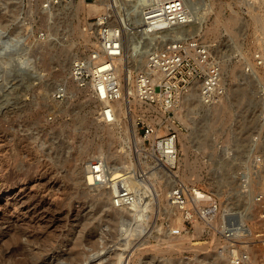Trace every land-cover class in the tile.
I'll list each match as a JSON object with an SVG mask.
<instances>
[{"label": "rangeland", "instance_id": "rangeland-1", "mask_svg": "<svg viewBox=\"0 0 264 264\" xmlns=\"http://www.w3.org/2000/svg\"><path fill=\"white\" fill-rule=\"evenodd\" d=\"M79 1L44 10L39 0H0L3 30L10 33L22 28L25 36L19 54L9 57L10 51H6L0 55V205L9 206L7 214L0 206V253L23 243L30 251L25 256L31 260L37 256L44 264H56L60 258L65 262L63 257L73 250L92 254L86 264H123L130 257V264H213L210 257L222 253V236L215 229L209 232L204 223L198 231L197 225L184 223L182 217L171 219L163 203L166 183L158 171L154 181L149 178L155 184L145 182L152 192L149 216L140 222L134 220L119 235L118 225L104 215L105 210L98 211L105 189L88 191L78 180L75 167H83L92 156L104 155L110 164H134L145 170L157 166L151 155L152 140L143 138L137 121L139 116L159 122L165 117L157 108L150 116L141 111L136 120L130 116L133 112L126 111L113 123L100 122L101 103L70 78L74 57L93 46L83 30L98 14L77 7ZM195 1L196 14L202 10L201 2L209 0ZM213 1L221 21L204 33L224 66L228 97L224 95L217 102H227L229 114L218 119L214 109L209 114L210 104L186 95L181 97L179 125L169 118L166 126L173 122L171 126L180 132V158L185 157L183 133L192 140L188 142L191 168L184 167L183 160L180 164L178 157L179 169L185 171L180 169L183 176L187 174L183 179L189 183L188 175L199 179L219 197L224 209L233 205L246 210L247 218L242 220L254 228L248 245L252 256L247 260L249 264H264V223L252 196L264 177L255 178L252 193L245 195L239 191L235 176L241 163L255 155L264 156V0ZM228 20L230 27L225 25ZM42 31L46 37L41 36ZM255 53H261L263 63L257 64ZM60 87L64 95L57 97ZM248 101L250 111L244 116L242 109ZM166 121L158 123L162 126L158 133L165 132ZM255 136L259 140L256 148L251 147ZM223 163L226 165L220 166ZM195 242L206 247L197 250ZM230 261L234 264L232 257Z\"/></svg>", "mask_w": 264, "mask_h": 264}, {"label": "built area", "instance_id": "built-area-1", "mask_svg": "<svg viewBox=\"0 0 264 264\" xmlns=\"http://www.w3.org/2000/svg\"><path fill=\"white\" fill-rule=\"evenodd\" d=\"M39 1L44 10H52L73 0ZM104 3L105 9L87 25L95 45L77 56L70 66V77L79 86L88 88L96 100L102 101L98 111L100 122L116 121L115 103L122 98L117 65L128 35L136 37L137 55L146 54V61L141 62L143 65L135 71L138 98L162 110L177 125L176 111L181 96L192 85L198 84L200 97L206 104L219 101L227 93L222 61L213 53V45L200 33L179 28L192 21L186 0H105ZM41 36L46 37V33L42 31ZM254 59L257 64L263 63L260 53H255ZM56 95H64V88L60 87ZM163 121L152 122L143 116L138 118L144 138L152 140L151 155L157 167L168 177L176 179L168 195L169 204L181 211L184 223L196 225L200 222L209 232L218 231L224 241L219 251L224 253L227 248L234 263H242L248 258V245L253 235L247 221L243 224L240 220L242 215L246 219V210L231 205L215 221L221 213L219 197L202 185H194L178 174H172L178 168V131L165 127V132L152 139L157 129L162 128L158 125ZM258 142V136H255L251 147L256 148ZM251 159L241 163L235 175L239 191L245 195L252 193L255 178L264 177V156L255 155ZM109 162L104 155L96 157L88 167L87 181L90 185L112 189L114 206H132L137 201L134 183L137 178L143 179L147 171H141L134 164L127 165L121 167L120 175L113 178ZM252 196L259 217L264 221V183L253 191Z\"/></svg>", "mask_w": 264, "mask_h": 264}, {"label": "bare ground", "instance_id": "bare-ground-1", "mask_svg": "<svg viewBox=\"0 0 264 264\" xmlns=\"http://www.w3.org/2000/svg\"><path fill=\"white\" fill-rule=\"evenodd\" d=\"M100 1L101 2H87V0H80L79 3H78V5H77V7H81V8H83L84 10H86L88 12H98V14H99V13H101L105 9V3L102 2L104 0H100ZM186 1H187L188 5L190 6V9H191V12H192V17H191L192 21H190L189 23H187L185 25H180L179 26L180 30H189V31H193V32H198V33H200L206 39L205 33L207 31H211V30H214L215 28H217L218 24L221 21V13L214 6V2L215 1L212 0L213 2L212 1L210 2V0H209L208 2L206 1V3H202L201 2V4H202L201 9L202 10H200L201 11L200 13H196L197 15L195 14V9H194V5H195L196 1L194 0L195 3H193L191 0H186ZM72 2H74V0L71 1L70 3H72ZM62 5H65V3H63V4L59 5V6H62ZM196 8H197V6H196ZM198 8H200V5L198 6ZM212 13H214L215 15L213 17V20L210 23H208L210 21L208 19L210 18V15ZM86 23H87V21H86ZM225 25L227 27H230L231 26L230 25V20H228L225 23ZM0 30H1V33H0V55H1V53H4L6 51H10L9 57L11 55H12V57H14V55H16V53L19 54L20 53V49H19L20 48V45H22L23 44L22 42H24L23 40H25L24 39L25 36H24V32H23L22 28H18L16 30H14L13 32H10V33L7 32L6 33L5 32L6 30H3V27L0 24ZM88 31H89L88 30V27H86L85 30H83L84 37H85L86 40H88L94 46L95 45V40L90 38V36L88 34L89 33ZM135 39H136L135 35H128L127 36L126 42L124 44L123 55L118 58L117 71H118V74H119V76L121 78V81H122V98H120L119 100H117L116 103H115L116 109H117L116 117L125 116L126 115V111H130V113L133 112L132 115H130V116H132V119L134 118V120H136V117H137L138 113H141V111H143V114L145 116L146 115L147 116H150L149 113L152 112V111H154L155 109H157V107H155L153 105H150V104H146L143 101H141L138 98L137 93H136V78H135V72H134V70L138 69L141 65H143V63L141 64V62H145L146 61V54H141L139 56L137 55V45L135 43ZM22 47H24V46H22ZM16 48H18V49L12 53V51L14 49H16ZM260 55H261V53H260ZM75 58L76 57H74V59ZM222 67H223V71L225 72L224 66H222ZM252 69H253V74L255 75V77L257 79H259V74H258V71H257L258 69L256 68V66H253ZM76 84H78V83H76ZM78 86H79V84H78ZM79 87H82V86H79ZM82 88H86V87H82ZM186 95L187 96L188 95H191V96L193 95L194 97H190L191 99H195V100L197 99V100H200V101L202 100L201 97H200L198 84L192 85L189 88V90H187L186 92H184L182 94V96H184V97H186ZM225 95H227V97H228V92ZM235 95H237V94H235ZM244 96H243V98H244ZM243 98H242V100H243ZM238 99L241 100V96ZM99 102L101 103L100 104V107H101L102 101H98V103ZM219 102H217V103L215 102V104L213 103L214 106H212L213 104H210L212 107L211 106L209 107V110L210 111L208 110V112H209V114H212V110L214 109L215 111H213L214 112L213 114H217V118L218 119L219 118L222 119V118H225V115L227 113L229 114V108L231 106H229V104H227V102L226 103H219ZM137 104H140L141 105V108H139L137 106ZM179 106H180V104H179ZM179 106H178L177 111H176V114L177 115H178ZM250 107L251 106H250L249 101L246 102V104L244 105V107L242 109V113L244 114V116H246L247 112L250 111L249 110ZM180 117L182 118V116H180ZM152 118H153V116H152ZM164 119L166 121L169 118H167L165 116ZM206 119L208 120V118H206ZM159 120H157V121L159 122ZM162 121H163V119H162ZM168 122H170V121H168ZM168 122L167 121L165 122V127L167 129H169V128L176 129V126L174 124L173 125L175 127L174 126H171L173 122L171 123V125H169V126L167 125L168 126L167 127L166 124ZM137 124H138V121H137ZM167 129H165V130H167ZM176 130L178 131V137H179L180 136V132H179L178 129H176ZM156 134H159V133L158 132L155 133V136H156ZM186 134L183 133V136H181V137H183V140H184V143L183 144H184V147H185L184 148L185 152H183V153H185V157L184 158H180L179 156L178 157H179V163L181 164V162L183 160V162H185L184 163V165H185L184 167L187 166V169H188L189 167L191 168V164H192V161H193V160L191 161V159H190L191 158L190 157V148H191V145H189V143H188L189 141L191 142L192 140H190V135H186ZM134 135H136V134H134ZM137 138H138V136H137ZM154 138H152V139H154ZM139 140H140V138H139ZM142 140L143 139H141V141ZM35 146H37V145H35ZM95 158H96V156L89 157L88 159H86L85 165H83V167H81V166L75 167V173L78 176V180L79 181H82L81 184L88 191L93 190V189L95 190V189H100L101 188V186H99V185L98 186H96V185H90L89 182L87 181V177H86V175L88 173V167H89V165L91 164V162ZM193 163H195V162H193ZM127 165L131 166L128 163L122 165V164H115V163L114 164H110V162H109V168L111 170V174L114 175L113 178L119 176L120 174H118V172L121 170V167L127 166ZM224 165H226V164L225 163L220 164V166H224ZM179 166L180 165H178L177 170L174 173H172V174L173 175L178 174L181 178H185V176L187 174L185 176H183V172H181V170H183V169L180 168L181 169L180 170L179 169ZM181 167H183V165ZM140 170L141 171L144 170L143 167H140ZM193 170H194V168H193ZM146 171H147V175H144L143 176V179L137 178L136 181H135V183H134V185H135L134 186V189H135V192H136V195H137V201L132 206H122V207L114 206L112 204L113 190L112 189H108V188H105V191H104L105 196H104L103 200L98 201V203H97V205H98V211L99 210L100 211L101 210H105L104 215L105 216H108L113 221V223H115V224L118 225L117 226L118 227L117 228L118 235L121 232H123V230L125 229L126 226L131 225V223L134 222V220L136 222H140L141 220H145L147 218V216H149V213L148 212L151 209V204L153 203V201L151 202V199L149 201V195L152 192H150L151 189L149 188V185H146L145 182L148 181V182L153 183L152 181H154V179H155L154 176H155V173L157 171L159 172V175L162 176V182H165L166 183V185L164 183V185H165V191H166L165 195L166 196H165V199H164V202H163V203H165L164 206H166L165 207L166 210L170 214L171 219L173 221H176L177 219L179 220V218L182 217L181 211L179 209L171 206L169 204V201H168V195H169L170 189H171L172 185L176 181V179L174 178V176L168 177L167 175H165V172H160L159 171V167H157V166H154L153 168H151L149 170H146ZM214 175H215V173H214ZM149 178H151L152 181L151 180L149 181ZM187 178H188V180H191L194 185H200L201 186V184L198 181L199 179L198 180H195V179L189 177V175H188ZM153 184H155V183H153ZM5 188L7 189V186ZM155 189H157V188H155ZM7 191H10V190L7 189ZM219 191H220V189H219ZM98 193L99 192H97L95 195H97ZM158 194H160V193H158ZM150 198H151V196H150ZM160 202H161V200H160ZM221 203H222V201H221ZM0 206H1V210L3 211V213L4 214H7L8 213V207L9 206L8 205H5V204H1ZM225 207H226V209H229V206H225ZM222 209L225 210L222 207V205H221V211H222ZM222 213L223 212H221L217 216V218L215 220L216 222L219 220V217L223 216ZM243 217H245V216L242 215L240 217V220H242ZM245 222L246 221H243V220L241 221V223H243V224H245ZM262 222L264 223V221H262ZM196 225H197L196 226L197 227V230L200 231L199 229H201V227L203 226L202 223L197 222ZM249 229H250V232H253L254 231V228L251 225L249 226ZM244 230H248V228H245ZM126 231H127V229H126ZM124 232H125V230H124ZM250 232H248V233H250ZM242 233L245 234V232H242ZM40 244H43V243H40ZM26 245L27 244H23V243L21 244L20 243L17 246L4 248L2 250V252L0 253V264H44L41 260L38 259L37 256H36V258H34V260H31L30 258H28L27 256H25V254L26 255H29L30 254V251H28L26 249L27 248ZM195 246H196L197 250H201L202 248H205L206 247V245L203 242H195L193 247H195ZM95 251L96 252L97 251L99 252L100 250H95ZM91 255L92 254H90V253L89 254L86 253L85 255H83L79 251L73 250L72 252L67 253L63 257V259H64L65 262H62V260L60 258L56 262V264H86L88 258H90ZM95 255H96V253H95ZM251 256L248 254V257H251ZM125 257H128V256H125ZM210 258H212V261H214L213 264H222V263L223 264H231V261H230L231 255H227L225 253H216V254L214 253L212 255V257H210ZM130 259H131V257H130ZM130 259H127L128 261L124 259L123 264H130ZM249 263L250 262L247 260V258H245L243 260V262L240 263V264H249ZM234 264H236V263H234Z\"/></svg>", "mask_w": 264, "mask_h": 264}]
</instances>
